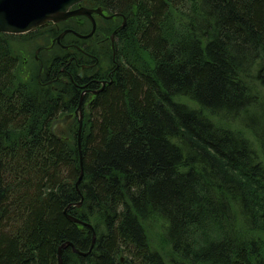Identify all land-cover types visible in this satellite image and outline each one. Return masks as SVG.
<instances>
[{
	"label": "trees",
	"instance_id": "obj_1",
	"mask_svg": "<svg viewBox=\"0 0 264 264\" xmlns=\"http://www.w3.org/2000/svg\"><path fill=\"white\" fill-rule=\"evenodd\" d=\"M106 2L119 67L81 105L80 148L76 116L49 130L79 93L21 79L0 32V264H59L93 231L63 264H264V0Z\"/></svg>",
	"mask_w": 264,
	"mask_h": 264
},
{
	"label": "flooded vegetation",
	"instance_id": "obj_2",
	"mask_svg": "<svg viewBox=\"0 0 264 264\" xmlns=\"http://www.w3.org/2000/svg\"><path fill=\"white\" fill-rule=\"evenodd\" d=\"M98 1L99 0H81L73 4L70 7L71 10L81 5L89 9L100 7L101 12H91L90 16L84 14L72 15L60 21L62 25H65L63 27L57 25L59 22L52 23L58 30L56 35L66 29L70 30L63 35L61 41L56 42L52 40L49 44H43L36 48L37 53L43 50L46 52H51L54 49L61 50V54L56 55L59 57L57 58L53 55L47 67H42L44 68L42 71L39 69L38 73H35V76L39 81L42 80L41 83L43 85H47L53 90H57L58 88L61 93H63L64 89L73 87V91L79 93L77 105H90L91 99H94L103 87L112 81L114 72L119 67L115 59L116 50L113 44H111V41L115 34V37L118 38L117 34L120 31L119 29L125 26L124 22V25L120 27L122 21H125V18L120 12L113 11L108 7L106 0H100L104 6L99 4ZM114 17L115 19L120 17L121 22H117V20L113 21ZM98 21H100L99 25ZM93 22L95 27L92 34L86 37H79L78 35H86L91 31ZM72 24L76 26H72ZM109 25H111L113 29L110 33L111 41L108 47L107 44L104 43L105 40L101 35H98V38L95 37L98 34L96 31L99 32L98 28L106 29ZM78 26H85L87 29L81 31ZM98 44H101L99 50L104 52L103 54L100 53L101 55L98 53ZM88 45H90V47ZM108 57L112 61V66H110V69L104 70L101 68V66H103L102 62ZM94 90L99 91L95 94L93 92Z\"/></svg>",
	"mask_w": 264,
	"mask_h": 264
},
{
	"label": "water",
	"instance_id": "obj_3",
	"mask_svg": "<svg viewBox=\"0 0 264 264\" xmlns=\"http://www.w3.org/2000/svg\"><path fill=\"white\" fill-rule=\"evenodd\" d=\"M81 0H0V32L10 33V34H20L26 33L32 29H35L45 23H56L72 15L84 14L90 16L91 12H101V8L89 9L83 6H79L76 9L71 10L70 7L80 2ZM124 22L120 25L122 27ZM95 24L93 22L91 31L86 35H78L79 37H86L92 34L94 30ZM70 29H66L59 33L55 40L59 42V40L63 37V35L68 32ZM104 84V82H103ZM101 89V88H100ZM99 89V90H100ZM99 90H94L93 92L96 94ZM86 110L89 108V105H85ZM77 117L78 121V146L80 148V132L82 126V110L81 105H78L76 109L72 112H66L60 115L59 117L54 118L49 126L50 133L58 139L66 140L68 137L63 136L58 132V130L64 129L68 122L72 120L74 117ZM81 171L79 178L76 182V187L78 186L79 181L82 177V161L80 159ZM81 200L75 203L76 206L80 205ZM70 204L66 205L63 212L67 219L72 222L86 225L92 229V225L90 223L84 222L80 220L75 215L68 212V207ZM95 233H92V241L89 248L86 251H81L74 246V244L70 241H66L62 243L57 250L58 253V262L59 264H63L61 258V250L70 246L72 251L78 253L80 255H87L93 248L94 245Z\"/></svg>",
	"mask_w": 264,
	"mask_h": 264
},
{
	"label": "rangeland",
	"instance_id": "obj_4",
	"mask_svg": "<svg viewBox=\"0 0 264 264\" xmlns=\"http://www.w3.org/2000/svg\"><path fill=\"white\" fill-rule=\"evenodd\" d=\"M114 20H117V22L118 21L121 22L120 17H118L117 19H115V17H114L113 21ZM126 21L127 20L125 18V21L123 20L122 23L125 22V24H126ZM99 24H100V21H98V25ZM51 25H53V24L45 23L44 25H41L35 29H32V30L26 32L28 34H24V33L14 34L15 37H14L13 41H10V44L13 47L17 48V51L19 52L18 54L20 56V69L18 70V74H19L21 79L28 80L32 74L38 73L39 69H40V71H42L44 69L42 67H47L48 62L52 59L53 55L55 57L56 55L61 54L60 49H54L51 52L50 51L46 52L45 50H43V51H40L39 53H37V51H36V48L39 47L40 45H43V44L47 45L52 40L56 41L55 37L57 35H55V33L53 31H51ZM57 25H59L60 27L65 26V25H62V23H60V21ZM72 26H76V25L72 24ZM55 29H56V27H55ZM86 29H87V27H85V26L79 27V30H81V31H84ZM112 29L113 28H111V25L107 26L106 29L98 28L99 32L96 31V33H98V34L96 35L95 38H98V35H101L105 40L104 43H106L107 46L109 47L110 41H111L110 40V33H111ZM53 35H55V36L53 37ZM115 36H116V34L113 35V40L111 41V44H113V46L115 47V50H116L115 54H116L119 49H118L117 44H116L117 37H115ZM59 41H61V39ZM88 46L90 47V45H88ZM100 46H101V44H98V46H97L98 53L103 54L104 52L102 50H99ZM102 65H103V66H101L102 69H104V70L110 69V66H112V61L108 57V58L104 59V61L102 62ZM255 86L259 91L263 92V89L260 88L258 84H256ZM57 90H58V88H57ZM262 97L264 99V95H262ZM211 119L213 121H216L217 123H219L221 125L228 126L232 129H234L236 131V133H240V134L244 135L246 138L249 139L251 144L257 149V152H259L261 155V150L259 149L257 142L254 139V135L248 130V128L241 125L239 122L233 121V120H220L219 117H211ZM149 226L151 228V232L154 233L153 236H154L155 241L159 242V244H162V242H161L162 241L161 228L159 226V223L154 222V224H152V222H151V224ZM151 232L149 235V239H150V241H153V239L151 238Z\"/></svg>",
	"mask_w": 264,
	"mask_h": 264
},
{
	"label": "bare ground",
	"instance_id": "obj_5",
	"mask_svg": "<svg viewBox=\"0 0 264 264\" xmlns=\"http://www.w3.org/2000/svg\"><path fill=\"white\" fill-rule=\"evenodd\" d=\"M52 24V23H51Z\"/></svg>",
	"mask_w": 264,
	"mask_h": 264
}]
</instances>
